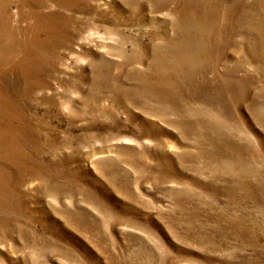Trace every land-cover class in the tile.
Wrapping results in <instances>:
<instances>
[{"label": "rangeland", "instance_id": "374dc122", "mask_svg": "<svg viewBox=\"0 0 264 264\" xmlns=\"http://www.w3.org/2000/svg\"><path fill=\"white\" fill-rule=\"evenodd\" d=\"M0 264H264V0H0Z\"/></svg>", "mask_w": 264, "mask_h": 264}]
</instances>
